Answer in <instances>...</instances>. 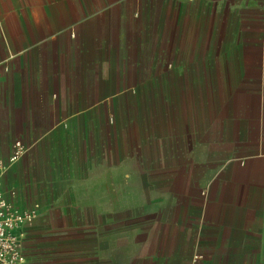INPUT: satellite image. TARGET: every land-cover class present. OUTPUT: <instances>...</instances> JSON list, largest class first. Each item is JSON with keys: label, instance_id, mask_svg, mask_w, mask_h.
<instances>
[{"label": "crops", "instance_id": "obj_1", "mask_svg": "<svg viewBox=\"0 0 264 264\" xmlns=\"http://www.w3.org/2000/svg\"><path fill=\"white\" fill-rule=\"evenodd\" d=\"M99 57H186L183 137L209 143L183 203L126 230L108 229L107 175L128 167ZM18 139L3 184L39 211L24 264H264V0H0V159Z\"/></svg>", "mask_w": 264, "mask_h": 264}, {"label": "rangeland", "instance_id": "obj_2", "mask_svg": "<svg viewBox=\"0 0 264 264\" xmlns=\"http://www.w3.org/2000/svg\"><path fill=\"white\" fill-rule=\"evenodd\" d=\"M185 58L99 57L93 62V70L99 77L107 75L108 84L113 86L106 96L99 95L108 103L109 155L113 156L115 145L126 141L123 165L128 168L123 174L107 175L110 222L113 219L109 230L130 229L138 222L132 216L144 208L158 209L166 199L183 203L186 185L194 178L188 168L195 172L210 160L202 152L209 143L183 137ZM116 92L123 95L117 98ZM121 117L126 120L123 129L112 124ZM195 150L196 156H190L189 151ZM110 158L109 164L119 162ZM116 199L130 205L117 206Z\"/></svg>", "mask_w": 264, "mask_h": 264}, {"label": "built area", "instance_id": "obj_3", "mask_svg": "<svg viewBox=\"0 0 264 264\" xmlns=\"http://www.w3.org/2000/svg\"><path fill=\"white\" fill-rule=\"evenodd\" d=\"M22 140H16L7 159H0V264H24V235L39 215L38 206L21 208L13 202V191L3 184L9 165L25 153Z\"/></svg>", "mask_w": 264, "mask_h": 264}]
</instances>
